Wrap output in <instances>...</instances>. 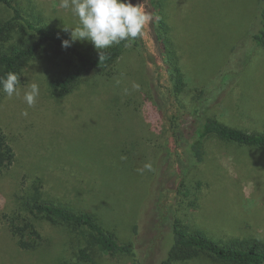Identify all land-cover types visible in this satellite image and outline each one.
I'll return each mask as SVG.
<instances>
[{
	"label": "rangeland",
	"instance_id": "obj_1",
	"mask_svg": "<svg viewBox=\"0 0 264 264\" xmlns=\"http://www.w3.org/2000/svg\"><path fill=\"white\" fill-rule=\"evenodd\" d=\"M27 3L31 19L39 24L59 27L69 20L78 22L70 9L59 7V0H34L29 7ZM133 3L151 16L142 35L149 52L145 68L138 53L132 52L125 67L117 63L106 70H90L79 87L57 98L51 95L50 82L72 58L47 48L25 68L21 97L4 94L0 127L18 157L14 177L25 184L42 183L46 197L56 203L93 212L120 243H137L139 235L138 250L147 249L144 264H160L166 255L169 240L163 228L172 223L166 219L170 212L192 231H203L216 240L264 241V150L209 137L206 160L183 173L178 157L184 155L172 129L175 116L181 128L188 123L182 105L190 109L197 93L207 87L217 96L210 116L230 126L264 132V47L251 38L257 1L164 0L174 36L183 48L177 54L186 85L179 95L173 91L157 43L150 2ZM11 16L0 6V19ZM77 43L100 51L87 40ZM33 82L39 85L40 95L29 108L22 94ZM25 110L26 117L21 115ZM164 149L170 151L169 158L163 157ZM147 162L153 170L139 172ZM11 182L10 176L0 181L6 208L13 206ZM3 206L2 202L0 209ZM142 210L147 213L139 219ZM2 212L0 264H38L18 248ZM41 224L52 233V239L46 238L50 249L46 264H86L78 260L77 252L85 246L86 232L43 220ZM96 256L100 264L132 263L125 255L100 249ZM174 264L224 263L201 254Z\"/></svg>",
	"mask_w": 264,
	"mask_h": 264
},
{
	"label": "trees",
	"instance_id": "obj_2",
	"mask_svg": "<svg viewBox=\"0 0 264 264\" xmlns=\"http://www.w3.org/2000/svg\"><path fill=\"white\" fill-rule=\"evenodd\" d=\"M256 1L257 19L255 29L251 31V38L255 44L264 47V0ZM149 2L157 43L171 75L173 91L177 95L182 94L186 78L181 71V56L179 57L177 52L179 47L183 48L179 44L178 36H174L175 27L171 25L170 13H165L164 0H149ZM33 3L34 0H28V7L33 6ZM0 6L12 13L11 17L0 19V76L15 72L21 83L29 62L47 48L60 50L72 58L67 69H61L60 75L50 82L49 90L53 97L62 98L70 94L79 87L82 77L90 70H106L117 63L120 68L125 67L126 63L128 64L127 58L132 52L138 53L143 68L148 63L149 52L143 36L127 44L121 42L110 46L103 50L100 58V51H90L80 46L77 41L67 48L61 46L62 40L71 39V29L65 31V26L77 25V21L69 20L65 26L48 27L31 19L25 0H0ZM140 72L145 71L140 70ZM226 74L223 75L228 80ZM2 93L3 91L0 90V103L4 98ZM212 94L209 88L204 87L197 93L190 109L189 105L181 104L185 108L184 114L189 119L184 127L181 128V124L178 123L179 117H174L173 137L176 146L182 149L184 155L183 159L179 160L178 157L183 173H187L206 160L211 146V143L207 142L209 137L264 150V132H251L230 126L210 116V108L217 99V96ZM164 150L168 157L166 154L163 157L169 158L170 151ZM17 159L8 135L0 127V181L4 176H10L12 180L10 196L13 201V206L6 208L7 199L0 193V205L4 203L1 217L16 245L29 259H37L38 264L47 262L50 249L46 245V238L52 239V233L41 224L43 220L50 224L81 229L87 233L84 235V241L87 239L85 246L79 247L77 251L78 260L82 263L100 264L96 256L97 250L100 249L112 255H125L131 259V264H144L143 252L146 253L147 249L144 247L141 253L138 250V222L133 225L137 243L132 240L120 243L93 212L77 211L71 206L48 199L42 190V183L25 184L18 181L17 177H14ZM146 213L147 211L142 210L139 219L145 217ZM150 213L152 217L154 208ZM166 219L172 220L168 227L163 228V235L169 240V248L160 264H174L176 261L189 260L201 254L224 264H264V241L260 238L223 242L211 238L203 231H192L172 212Z\"/></svg>",
	"mask_w": 264,
	"mask_h": 264
},
{
	"label": "clouds",
	"instance_id": "obj_3",
	"mask_svg": "<svg viewBox=\"0 0 264 264\" xmlns=\"http://www.w3.org/2000/svg\"><path fill=\"white\" fill-rule=\"evenodd\" d=\"M59 7L70 9L78 18L75 26H65L64 30L71 29V39L62 40L61 46L70 47L77 40L89 41L94 48L100 50V58L103 50L114 44L130 42L143 35L145 26L150 22L151 16L138 3L132 0H59ZM119 83V81H117ZM19 76L15 72H8L0 76V90L8 97L14 95L21 97ZM133 88L139 89V84L133 83ZM40 95V87L37 83H30L23 89L22 99L28 107H33ZM27 116L25 110L21 113ZM126 159V157H121ZM145 170L152 171L151 162L138 169L143 173Z\"/></svg>",
	"mask_w": 264,
	"mask_h": 264
}]
</instances>
